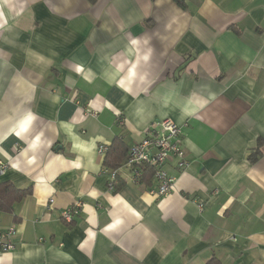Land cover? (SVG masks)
Wrapping results in <instances>:
<instances>
[{"label": "crops", "instance_id": "crops-1", "mask_svg": "<svg viewBox=\"0 0 264 264\" xmlns=\"http://www.w3.org/2000/svg\"><path fill=\"white\" fill-rule=\"evenodd\" d=\"M183 2L0 0V184L32 190L0 264H264V0ZM164 119L190 166L159 196L124 163Z\"/></svg>", "mask_w": 264, "mask_h": 264}, {"label": "built area", "instance_id": "built-area-1", "mask_svg": "<svg viewBox=\"0 0 264 264\" xmlns=\"http://www.w3.org/2000/svg\"><path fill=\"white\" fill-rule=\"evenodd\" d=\"M182 129L170 119L155 122L146 130L143 140L129 148L127 160L124 166L129 168L136 183L140 182L143 169L149 167L154 171V177L160 186L157 194L159 196L168 195L174 188L175 178L168 176L165 166L173 164L179 173L185 172L190 166L187 160L186 151L183 146ZM108 149L106 146L99 147V153L104 155ZM8 170L6 162L0 160V176L5 175ZM108 171V170H106ZM110 171V170H109ZM110 189L116 186L117 171H110ZM52 202V200H51ZM78 206L71 207L62 212V218L66 222H72L74 214L78 213ZM203 210V206H200ZM14 228L0 236V250L2 252L12 251L15 247L7 239L14 234Z\"/></svg>", "mask_w": 264, "mask_h": 264}, {"label": "trees", "instance_id": "trees-1", "mask_svg": "<svg viewBox=\"0 0 264 264\" xmlns=\"http://www.w3.org/2000/svg\"><path fill=\"white\" fill-rule=\"evenodd\" d=\"M181 7H185L183 0H175ZM262 140L260 144H262ZM106 157L104 167L110 171H117L121 166V163L125 159L128 149L121 143H115L111 148L106 149ZM260 154H254L252 161H256ZM144 180L147 182L153 176V170L149 167L143 169ZM119 181L116 179L115 190L119 188ZM32 193L31 189H18L12 183L5 182L0 184V211L6 213H12L14 205L23 201L27 196ZM210 264H220V262L214 259Z\"/></svg>", "mask_w": 264, "mask_h": 264}]
</instances>
